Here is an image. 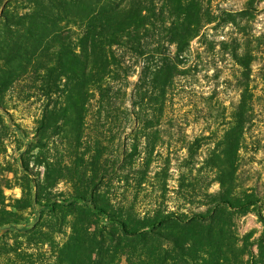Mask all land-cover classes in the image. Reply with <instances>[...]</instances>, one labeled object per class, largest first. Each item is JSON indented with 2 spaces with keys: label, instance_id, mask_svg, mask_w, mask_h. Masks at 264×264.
Wrapping results in <instances>:
<instances>
[{
  "label": "rangeland",
  "instance_id": "374dc122",
  "mask_svg": "<svg viewBox=\"0 0 264 264\" xmlns=\"http://www.w3.org/2000/svg\"><path fill=\"white\" fill-rule=\"evenodd\" d=\"M224 199L264 203V0H0V264H264Z\"/></svg>",
  "mask_w": 264,
  "mask_h": 264
},
{
  "label": "trees",
  "instance_id": "16d2710c",
  "mask_svg": "<svg viewBox=\"0 0 264 264\" xmlns=\"http://www.w3.org/2000/svg\"><path fill=\"white\" fill-rule=\"evenodd\" d=\"M107 64H109L108 57L105 58V61L101 62L100 66H101V68L104 69ZM77 202L83 203L91 211H94L98 214H102V215L106 214V211L103 207H99V206L95 205L94 202L92 201V199L86 198L83 196H74L68 200H64L63 204H72V203H77ZM221 204L226 205L231 210H245L251 206H256V205L257 206H259V205L264 206V203L261 200H257V199H255V200L251 199V200H247L245 202L237 203V204H233L229 200L224 199L221 201ZM49 207H50L49 204L46 205V204H42V203H39L36 201L34 202V211H33L32 216H31L34 220V223L38 222L42 218L43 212L45 211L46 208H49ZM192 218L201 219V218H203V215H193ZM169 219H170V217L159 218V219L155 220L148 227H142V228L134 229V230H129L126 227L125 223L120 221V220H117L115 222L117 224H120L122 235L125 234L126 236H134V237H142L143 238L147 231H149L152 228H156L158 226L164 225V223H166ZM25 228H27V225H22V224H19L17 222H8L6 224H3L0 227V229H2L4 231L24 230ZM136 239H138V238H136ZM129 240H132V239H129Z\"/></svg>",
  "mask_w": 264,
  "mask_h": 264
}]
</instances>
